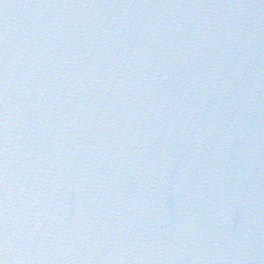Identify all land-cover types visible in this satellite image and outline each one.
Here are the masks:
<instances>
[{
  "label": "snow or ice",
  "instance_id": "1",
  "mask_svg": "<svg viewBox=\"0 0 264 264\" xmlns=\"http://www.w3.org/2000/svg\"><path fill=\"white\" fill-rule=\"evenodd\" d=\"M0 264H3V261H0Z\"/></svg>",
  "mask_w": 264,
  "mask_h": 264
}]
</instances>
